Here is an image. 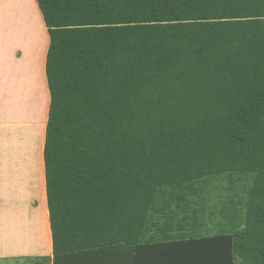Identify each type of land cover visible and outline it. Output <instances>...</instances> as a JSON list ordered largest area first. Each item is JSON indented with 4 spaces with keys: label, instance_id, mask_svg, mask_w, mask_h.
I'll list each match as a JSON object with an SVG mask.
<instances>
[{
    "label": "trees",
    "instance_id": "16d2710c",
    "mask_svg": "<svg viewBox=\"0 0 264 264\" xmlns=\"http://www.w3.org/2000/svg\"><path fill=\"white\" fill-rule=\"evenodd\" d=\"M36 1L52 264H264V0Z\"/></svg>",
    "mask_w": 264,
    "mask_h": 264
},
{
    "label": "crops",
    "instance_id": "0c3cea01",
    "mask_svg": "<svg viewBox=\"0 0 264 264\" xmlns=\"http://www.w3.org/2000/svg\"><path fill=\"white\" fill-rule=\"evenodd\" d=\"M31 1L37 10L40 25H43L42 28L40 27L44 42L42 45L41 82L44 96L47 99L45 104L47 119L50 97L45 76V59L49 36L37 1ZM25 2V0H0V142L3 143V145H0V188L4 191L1 193L0 190V259L29 258V261L24 263L28 264L33 258H46L49 260V264H52V240L46 200L43 156H41L42 167L39 166L37 171L32 172V169L28 167V172L25 174L24 169L26 168L23 169L21 167L18 170L17 182L15 181L16 172L7 162L8 154H15L13 153L15 146L7 144V139L10 135L14 134L13 120L15 118L16 98L18 97L15 88L17 63L24 62V53H30L29 47L26 48L24 45L16 42L13 21L17 9H19L23 18L26 17ZM30 111L28 118H30ZM11 169L13 172L10 171ZM21 183L23 184L21 185ZM26 183H29V187L25 185ZM20 195H25L22 198L23 200H21ZM8 196H11L13 200L16 199L19 203H24L23 207L22 205L18 206V209L15 207L11 208L18 210L13 212V214L10 213V215L16 216V221H10V217L4 216L6 214L3 215L1 213L2 208L6 212L8 203L5 201ZM30 200L35 202V204H29L27 208ZM214 218L211 225L219 221L216 216ZM213 232L214 230L212 229L210 233Z\"/></svg>",
    "mask_w": 264,
    "mask_h": 264
},
{
    "label": "rangeland",
    "instance_id": "374dc122",
    "mask_svg": "<svg viewBox=\"0 0 264 264\" xmlns=\"http://www.w3.org/2000/svg\"><path fill=\"white\" fill-rule=\"evenodd\" d=\"M25 1L26 17H24V19L26 20L23 19L22 14L20 13L19 9H17L15 11L16 14L13 21L15 26L16 42L24 45L26 48L29 47L28 49L30 50V53H24V62H21L19 64L17 63L15 88L18 97L16 98L15 118L13 120L14 134L10 135L7 139V144L15 146V150H13V153L15 154L9 153L7 156V162L9 166H11L16 172V182L18 170L21 167L23 169L26 168L24 169L25 174H27L28 172V167L32 169V172L37 171L39 166L42 167L41 154L43 149L44 130L46 124L45 104L47 102V99L44 96V89L41 82V68L43 57L42 45L44 44V42L42 30L40 29V27L42 28L43 25H40L39 23V16L32 1ZM29 111L30 118H28ZM0 145H3V143L0 142ZM13 170L11 169L10 171L13 172ZM226 183H228V180L226 178H223L222 184L226 185ZM22 184L23 183H21V185ZM25 185L29 187V183H26ZM0 190L1 193L4 192L2 188H0ZM222 193L224 194L226 192ZM212 196L216 205L219 199L217 196ZM24 197L25 195H20L21 200H23L22 198ZM15 200H13L11 196H8L7 200L5 201L8 203L6 206V212L3 208L1 212L3 215L6 214L4 216L10 217V221H16L17 219L16 216L10 215V213L13 214V212L18 211L16 210L18 209V206L22 205L23 207L24 204L19 203V201ZM32 203L33 205L35 204V202L30 200L27 208L29 207V204ZM211 203L212 201L210 202V204ZM12 207H15L16 209H11ZM32 260H35V258H33ZM27 261H29V258H12L3 260L0 259V264H24L27 263Z\"/></svg>",
    "mask_w": 264,
    "mask_h": 264
},
{
    "label": "bare ground",
    "instance_id": "6f19581e",
    "mask_svg": "<svg viewBox=\"0 0 264 264\" xmlns=\"http://www.w3.org/2000/svg\"><path fill=\"white\" fill-rule=\"evenodd\" d=\"M23 17V16H22ZM24 19V18H23ZM24 20H26V19H24Z\"/></svg>",
    "mask_w": 264,
    "mask_h": 264
}]
</instances>
